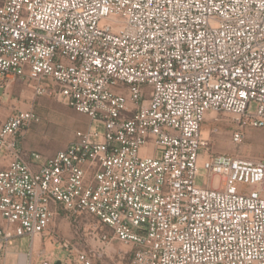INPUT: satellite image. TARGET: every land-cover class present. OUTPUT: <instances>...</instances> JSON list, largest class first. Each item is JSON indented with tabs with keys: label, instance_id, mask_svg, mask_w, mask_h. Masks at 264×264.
Returning <instances> with one entry per match:
<instances>
[{
	"label": "built area",
	"instance_id": "2783aa9c",
	"mask_svg": "<svg viewBox=\"0 0 264 264\" xmlns=\"http://www.w3.org/2000/svg\"><path fill=\"white\" fill-rule=\"evenodd\" d=\"M14 82L88 125L43 158L37 114L0 121V264H264V159L202 135L264 128V0H0Z\"/></svg>",
	"mask_w": 264,
	"mask_h": 264
},
{
	"label": "rangeland",
	"instance_id": "374dc122",
	"mask_svg": "<svg viewBox=\"0 0 264 264\" xmlns=\"http://www.w3.org/2000/svg\"><path fill=\"white\" fill-rule=\"evenodd\" d=\"M15 109L32 110L40 117V123L31 125L24 133L21 148L26 153H38L43 158H49L64 149L72 140L74 132L85 129L88 125L84 116L62 102L48 97H33L28 85L21 82H14L9 87L0 89V121H4ZM215 117L217 122L207 120L202 127V135L210 142L214 153L250 160L264 159V128L245 129L243 141L234 144L231 136L235 132V125L231 117L223 114ZM213 128H217V132H212ZM54 230L63 238L70 239L72 236L63 214L57 215ZM24 246L25 242H22V247ZM52 250L55 257H63L56 242L53 243Z\"/></svg>",
	"mask_w": 264,
	"mask_h": 264
}]
</instances>
